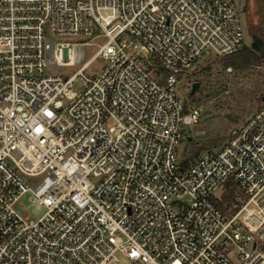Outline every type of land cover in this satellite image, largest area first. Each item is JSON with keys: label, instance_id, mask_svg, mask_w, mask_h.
<instances>
[{"label": "built area", "instance_id": "1", "mask_svg": "<svg viewBox=\"0 0 264 264\" xmlns=\"http://www.w3.org/2000/svg\"><path fill=\"white\" fill-rule=\"evenodd\" d=\"M237 1L0 0V264H264V104L221 150L178 157L201 110L177 87L243 48ZM79 37L106 42L86 61Z\"/></svg>", "mask_w": 264, "mask_h": 264}, {"label": "rangeland", "instance_id": "2", "mask_svg": "<svg viewBox=\"0 0 264 264\" xmlns=\"http://www.w3.org/2000/svg\"><path fill=\"white\" fill-rule=\"evenodd\" d=\"M237 6L244 29V43L251 46L250 28L264 31V0H238ZM52 42L59 40L51 38ZM78 42L92 45L86 47V61H89L106 40L79 37ZM99 58L92 62L89 74L101 68ZM81 69L77 66H49L47 75L72 77ZM194 84H199L198 92L191 96ZM74 92L81 91L80 82L73 86ZM177 93L187 109L201 110L198 124L188 127L185 138L178 148L180 160L198 154L221 150L231 139L232 132L244 126L256 110L264 104V65L243 72L225 68L222 59H205L196 65L177 87ZM231 115V118L228 116ZM189 138H192L190 141ZM45 176L25 178L31 188L38 186ZM29 221L41 219L47 209L30 200V194L20 202ZM126 263L125 259H122Z\"/></svg>", "mask_w": 264, "mask_h": 264}, {"label": "trees", "instance_id": "3", "mask_svg": "<svg viewBox=\"0 0 264 264\" xmlns=\"http://www.w3.org/2000/svg\"><path fill=\"white\" fill-rule=\"evenodd\" d=\"M249 34L252 38L251 46L244 44L243 48L236 54L222 58V64L225 68H232L235 71L243 72L264 65V31L250 28ZM198 158V154H195L189 159H185L183 165L188 166ZM235 192V185L231 183L227 184L226 192L223 195V202L218 201L216 204L220 211H225V204H230L234 201Z\"/></svg>", "mask_w": 264, "mask_h": 264}, {"label": "water", "instance_id": "4", "mask_svg": "<svg viewBox=\"0 0 264 264\" xmlns=\"http://www.w3.org/2000/svg\"><path fill=\"white\" fill-rule=\"evenodd\" d=\"M198 89H199V84H194L193 88H192V91H191V96H193L195 93H197ZM228 116L231 118V115H228ZM189 140L191 141L192 138H189Z\"/></svg>", "mask_w": 264, "mask_h": 264}]
</instances>
